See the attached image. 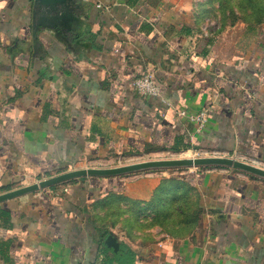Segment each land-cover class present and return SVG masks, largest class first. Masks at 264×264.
Segmentation results:
<instances>
[{
  "label": "crops",
  "instance_id": "crops-1",
  "mask_svg": "<svg viewBox=\"0 0 264 264\" xmlns=\"http://www.w3.org/2000/svg\"><path fill=\"white\" fill-rule=\"evenodd\" d=\"M82 1L58 34L34 0H0V194L183 152L264 162V24L208 31L203 0ZM147 72L161 96L134 90ZM179 108L208 110L206 128ZM183 168L0 202V264H264V178Z\"/></svg>",
  "mask_w": 264,
  "mask_h": 264
},
{
  "label": "water",
  "instance_id": "water-1",
  "mask_svg": "<svg viewBox=\"0 0 264 264\" xmlns=\"http://www.w3.org/2000/svg\"><path fill=\"white\" fill-rule=\"evenodd\" d=\"M82 5H84L82 0H34L33 16L35 25L36 27L44 26L48 29H54L58 34L63 30H76L80 23V14H78L77 10L81 9ZM201 166L229 167L264 178L263 167L224 155L151 159L115 167H85L70 170L3 192L0 194V202L45 189L74 178L118 176L146 169Z\"/></svg>",
  "mask_w": 264,
  "mask_h": 264
},
{
  "label": "rangeland",
  "instance_id": "rangeland-1",
  "mask_svg": "<svg viewBox=\"0 0 264 264\" xmlns=\"http://www.w3.org/2000/svg\"><path fill=\"white\" fill-rule=\"evenodd\" d=\"M224 5H225V8H224L225 18L222 17L223 8L221 9V5L219 6L218 2L214 0L213 1L211 0L202 1L201 10H202L203 15H201V18L203 22H205L204 24L205 29H207L208 31L214 32V31L223 30L226 26H229L232 22H234V24L247 23L248 21L244 20L243 18L248 19L249 21H256V19L260 17V18H263L261 24H264V0H243V1L241 0H233V1L230 0L229 1L228 0L227 2L224 3ZM242 9H244L246 13L242 14L241 13ZM231 12H235V14L232 13V15H229V13ZM236 15H238V18L235 17ZM228 35L232 36L231 33H229ZM183 153L179 154L180 156L178 157H181V158L182 157H194V156L196 157V156L201 155L199 152H196V153L192 152V154L188 152L186 154H183ZM169 158H175V157L162 156V157L155 158V159H169ZM147 160H151V159H147ZM141 161H144V160H141ZM120 165H123V164H120ZM213 167H217V166H213ZM218 167H222V166H218ZM188 168H194V167H184L183 169H188ZM223 168H227V167H223ZM146 170L154 171V169H146ZM143 172H148V171H143ZM130 174H133V173H130Z\"/></svg>",
  "mask_w": 264,
  "mask_h": 264
},
{
  "label": "built area",
  "instance_id": "built-area-1",
  "mask_svg": "<svg viewBox=\"0 0 264 264\" xmlns=\"http://www.w3.org/2000/svg\"><path fill=\"white\" fill-rule=\"evenodd\" d=\"M98 7H102L101 4L97 5ZM134 90L141 96H161V87L157 82L155 76L151 73H143L138 75L133 82ZM179 116L188 119L195 126V131L201 132L203 131L208 124V110L202 109L198 111H190L187 108H179L177 110ZM200 156H214L216 154H207L204 152H200ZM195 157V156H194ZM231 157V156H229ZM236 158V157H233ZM245 162L254 164L256 166H260L264 168V162L258 159H243Z\"/></svg>",
  "mask_w": 264,
  "mask_h": 264
},
{
  "label": "trees",
  "instance_id": "trees-1",
  "mask_svg": "<svg viewBox=\"0 0 264 264\" xmlns=\"http://www.w3.org/2000/svg\"><path fill=\"white\" fill-rule=\"evenodd\" d=\"M211 1H213V0H211ZM214 1L218 2L219 6L221 5V9L223 8L222 9V17L225 18V14H224L225 5H224V3L227 2L228 0H214ZM231 1H233V0H231ZM241 1H243V0H241ZM232 13L235 14V12H231V13H229V15H232ZM241 13L243 14V13H246V12H245L244 9H242ZM235 17L238 18V15H236ZM243 19L248 21L247 23H250V24H261L263 18L258 17L256 19V21H249L248 19H245V18H243ZM232 24H234V22H232Z\"/></svg>",
  "mask_w": 264,
  "mask_h": 264
}]
</instances>
